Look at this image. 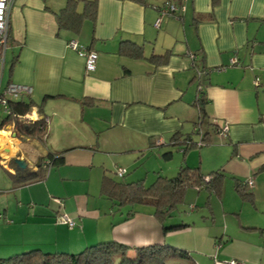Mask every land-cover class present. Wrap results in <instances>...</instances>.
I'll return each mask as SVG.
<instances>
[{
    "label": "crops",
    "instance_id": "crops-1",
    "mask_svg": "<svg viewBox=\"0 0 264 264\" xmlns=\"http://www.w3.org/2000/svg\"><path fill=\"white\" fill-rule=\"evenodd\" d=\"M165 3L183 5V11L176 16L161 15L156 27L154 22ZM63 5L54 0L12 2L8 47L11 59L3 82L5 55L1 85L14 82L29 86L30 93L18 98L32 100L31 107L37 110V115H46L49 122L42 140L21 139L17 134L0 132L6 136V146L0 140V149L7 156L3 159L5 164L9 166L14 155L27 161L28 169L23 172H34L39 163L43 162V167L48 163V152L60 154L62 162L49 166L48 172L51 167L66 163L68 149L90 148L87 143L94 136L101 141L113 140L111 145H102L106 152L136 155L151 145L157 146L158 151L159 147L170 144L166 141L167 135L171 138L179 131V120L188 115L183 108L194 103L198 85L202 89L205 114L197 110V116L205 117L209 128L201 131L196 126L195 130L208 135L213 130L219 139L227 140L220 143V148H225L224 160L212 157L208 159L210 167L221 168L234 181L253 177L250 190L256 207V200L264 193V0H218L216 5L211 0H97L95 20L84 18L77 32L58 26L55 13ZM69 39L97 52L93 70L85 69L84 57L67 45ZM122 40L141 45L146 56L168 50L169 58L166 63L155 65L143 58L123 55L118 52ZM193 53L194 67L190 56ZM231 58L236 62L230 63ZM193 79L198 80L195 90L188 85ZM84 98L93 102L83 104ZM175 118L179 119L177 124ZM223 125L227 126V132L220 135L218 128ZM197 145V148L203 146ZM212 146L216 145L198 151L196 147L183 151L179 146L182 161L186 160L189 167L199 168L210 155ZM162 150L163 156L168 157L165 153H170L169 149ZM196 161L197 166H192ZM114 165V170L120 166ZM156 173L162 172L156 170ZM104 174L113 176L103 167L99 191ZM29 197L40 206L32 210L19 207L15 214L26 217L13 231L18 232L25 226L34 228L39 235L53 226L62 232L65 224L54 222V213L61 212L49 210L44 192L31 193ZM32 211L38 215L29 216ZM140 215L144 220L146 216L155 218L149 207L137 210L130 218ZM249 227L260 232L264 228L255 224ZM154 230V236L147 233L135 246L142 245L143 241L150 244L152 237L165 239V233H158V228ZM72 231L76 232L77 242L80 241L81 229L75 230L73 226L69 232ZM64 238L60 236L59 243L45 239L26 241L22 249L40 247L48 252L81 249ZM243 261L264 264L262 258L246 257Z\"/></svg>",
    "mask_w": 264,
    "mask_h": 264
},
{
    "label": "rangeland",
    "instance_id": "rangeland-1",
    "mask_svg": "<svg viewBox=\"0 0 264 264\" xmlns=\"http://www.w3.org/2000/svg\"><path fill=\"white\" fill-rule=\"evenodd\" d=\"M54 1L62 4L66 2V0ZM10 59L11 49H8L3 82L8 75ZM197 82V79L190 81L188 84L190 89L195 90ZM193 100L192 98L190 104L193 103ZM197 110L198 106L195 99L189 108H183V112L188 113V115H184L186 116L184 120L181 118V120L174 119L176 124L179 120L177 128L180 132L176 134L179 139L186 134L192 137L193 142H198L201 139L202 133L199 134L195 128L200 126L201 131H205L208 122L205 117L199 118L197 116ZM2 117L4 115H0V120ZM170 136L167 135L166 138L170 144L158 146V151L156 150L157 146L151 145L147 151H138L136 155L131 152L118 154L106 152L101 148L102 145H111L113 140L104 138L101 141L94 136L93 140L86 142L90 148L68 149L67 154L65 153V157H67L65 164L58 165L56 168L51 167L46 176L40 180L31 179L27 180L25 184L19 185L13 182L8 174L9 171L0 163V215L2 216V218L0 217V254L4 253L0 257L24 251L22 249L24 244L22 243L26 241L45 239L59 243L60 236L65 237V242L81 246V249L99 241L113 240L116 236L121 240H115L129 245L126 254L133 256L135 245L147 233L154 236V229L158 228V233L166 234L165 239H162L161 236L152 237L150 243L159 240L174 245L178 249H187V255L190 257H173L167 260V264H214L215 260L229 261L231 259L245 264L243 258L246 257L258 258L259 260L262 258L264 261V228H262L261 233L259 229L249 227L252 224H255L256 227H264V193L259 195L256 200V207H254V205L244 201V197L236 191L234 177L230 174L224 173L222 176L219 196L213 192L209 194L208 190L201 186L200 188L199 186H188L183 200L177 203L171 215L163 222L165 226L181 223L187 225L166 231L162 228L160 221L149 216L145 217L147 220L141 219L143 215L123 220L129 209L144 210L147 209L148 205L116 206L104 194L100 193L99 178L103 167L108 168L109 172L119 180H135L143 177L146 186L150 185L156 178V170H161V175L166 174L167 177L176 174L179 166L187 165V161H182V152L178 145L172 143L173 140ZM218 136L217 133L210 130L207 138L210 144L196 147V151H198L205 146L216 145L212 146L210 155L204 158V165L198 168L203 174L216 172V168L210 167L211 163L208 159L219 156L224 160L222 154H224L225 148H220V143H226L227 140H221ZM47 144L49 145V142ZM166 147L170 153L165 158L162 149ZM195 160L198 161V158L196 157ZM197 161L192 166H197ZM90 163L93 166L89 167ZM114 164L120 165L126 170L124 177L120 178L116 175ZM198 188L201 190H197ZM39 192H44V199L48 200V207L51 212L59 210L72 220L75 230L81 229L80 241L77 242L76 232H69L73 226L69 227L65 223H63L65 226L62 228V232H57L53 226L48 227L39 235L33 231L34 228L30 229L25 226L18 232L13 231L26 217L24 215L20 218L15 214L16 210L19 207L30 208V210L34 209V206L39 207L40 205L30 201L29 197L31 193ZM57 200L61 202L59 203ZM36 214L35 211H32L28 215L34 216ZM54 215V222L62 224L57 214L54 213ZM17 219L19 220L17 221ZM8 220H12V222H8ZM221 237L219 243L218 239ZM147 242L143 241L141 244L144 245ZM81 249L72 251V253ZM64 251L71 253V251ZM50 253H54V251H50ZM119 258L118 255H114L112 263L117 264Z\"/></svg>",
    "mask_w": 264,
    "mask_h": 264
},
{
    "label": "trees",
    "instance_id": "trees-1",
    "mask_svg": "<svg viewBox=\"0 0 264 264\" xmlns=\"http://www.w3.org/2000/svg\"><path fill=\"white\" fill-rule=\"evenodd\" d=\"M133 1L145 2V0ZM211 2L212 5H216L218 0H211ZM79 4L82 5L80 9L78 7ZM96 9L97 0H66L65 4L55 13L58 26L77 32L84 18H89L91 21L95 20ZM177 14L178 12H173L170 15L176 16ZM118 52L133 58L146 59L155 65L166 63L170 55V52L165 50L160 53L152 52L146 56L143 53L141 45L129 40H122L119 43ZM194 61L195 57L191 59L193 67L195 66ZM201 91L202 89L197 85V106L200 114L204 115V99L202 98L203 94H201ZM92 102L90 98H84L82 101L83 104H90ZM32 104V100L24 99L23 97L10 98L8 101L10 113L2 115H4L7 121L12 120L15 122L14 129L17 136L21 139L32 138L42 140L48 126V121L45 120L46 115H42L37 120L29 123L19 119L20 116L30 110ZM2 126L0 122V129ZM177 132L180 131H176L172 135V143L181 146L183 151L198 146L196 141H192L189 134L179 139L176 136ZM207 136V132L201 134L199 141L202 142V145L208 142L206 140ZM168 153L166 152L165 154L168 156ZM47 157L48 163L44 167L39 163L37 170L34 172H23V170L15 168L14 173L8 172V174L16 185L25 184L27 180L31 179L40 180L45 176L49 166L62 162V157L58 153L48 152ZM9 164L15 167L12 158H10ZM124 175L118 177L121 178ZM205 176H208V178L205 179ZM222 176H224V171L221 168L216 169V172L213 171L212 173L203 175L198 170V167H189L186 164L180 165L173 176L166 177L158 174L151 184L147 186L144 183L143 177L125 181L104 174L101 179L100 193L104 194L116 206L128 204L148 205L152 209L154 217L162 223V228L166 231L187 225L181 223L165 226L163 222L171 215L177 203L183 200L188 186H199V188L201 186L207 189L209 194L213 192L219 196ZM234 184L236 191L244 197V201L255 205L254 195L250 190L253 183L252 185H248L246 179L240 180L236 178ZM135 212L137 211L129 209L125 219L132 217ZM0 217L2 218L1 215ZM8 222H12V220H8ZM128 248L129 245L116 240L97 242L75 253L65 251L50 253L43 251L40 247H30L24 249V251L0 257V264H113L112 257L114 255L120 257L117 264H167V260L173 257L190 258L187 255V249H178L176 246L165 242H153L135 246V254L133 256L126 254Z\"/></svg>",
    "mask_w": 264,
    "mask_h": 264
},
{
    "label": "built area",
    "instance_id": "built-area-1",
    "mask_svg": "<svg viewBox=\"0 0 264 264\" xmlns=\"http://www.w3.org/2000/svg\"><path fill=\"white\" fill-rule=\"evenodd\" d=\"M13 0H0V115L2 114H9L10 109L8 107V101L10 98L18 97L21 95L29 94L31 91V88L24 84L14 83V82H6L5 85H1V76L3 71V65L5 61V55L6 50L9 47V39L11 35L10 31V9L12 5ZM160 16L155 21V26H158L160 22L161 15L164 14H171L173 12L180 13L183 11V5H175L173 3H165L161 8L159 9ZM67 45L75 50L79 55L83 56L85 59V69L87 71L93 70L95 67V61L97 58V52L92 49H87L85 46L80 45L77 43L74 39H69L67 41ZM191 59L194 58V55H190ZM236 62L235 58L230 59V63ZM35 117V118H34ZM39 118V115H37V110L34 107H31L28 112H26L24 115L20 116L19 119H21L24 122H33ZM45 120L48 121V117L45 116ZM1 124L3 125L0 129V132H8L9 134L14 133L16 135L15 131V122L14 121H7L5 117H2L0 120ZM5 129V130H3ZM227 132V126L223 125L222 127L218 128V133L220 135H225ZM13 135V134H12ZM3 136V137H1ZM1 142L3 146H6V136L0 135ZM202 142L199 141L197 144H201ZM7 157L4 155V149H0V163L11 173H14V169L12 167H8L7 164H5V161L3 159ZM126 170L122 166H116L115 167V173L117 176H123L125 174ZM208 176H205V179H207ZM246 183L248 185H252L253 179L252 177H248L246 179ZM58 202H61L60 200H57ZM57 217L62 223L67 224L69 227L73 226L72 220H70L66 214L60 213L57 214ZM214 264H242L239 261H236L234 259H231L229 261H222V260H215Z\"/></svg>",
    "mask_w": 264,
    "mask_h": 264
},
{
    "label": "water",
    "instance_id": "water-1",
    "mask_svg": "<svg viewBox=\"0 0 264 264\" xmlns=\"http://www.w3.org/2000/svg\"><path fill=\"white\" fill-rule=\"evenodd\" d=\"M13 163L15 167H12L13 169H20L23 171H26L28 169L27 167V161L23 158H19V157H12Z\"/></svg>",
    "mask_w": 264,
    "mask_h": 264
},
{
    "label": "clouds",
    "instance_id": "clouds-1",
    "mask_svg": "<svg viewBox=\"0 0 264 264\" xmlns=\"http://www.w3.org/2000/svg\"><path fill=\"white\" fill-rule=\"evenodd\" d=\"M35 118V117H34ZM197 143V142H196ZM11 167V166H10Z\"/></svg>",
    "mask_w": 264,
    "mask_h": 264
}]
</instances>
